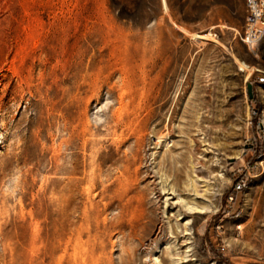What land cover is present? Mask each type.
<instances>
[{
  "label": "rangeland",
  "instance_id": "1",
  "mask_svg": "<svg viewBox=\"0 0 264 264\" xmlns=\"http://www.w3.org/2000/svg\"><path fill=\"white\" fill-rule=\"evenodd\" d=\"M168 1L0 0V264H264V44Z\"/></svg>",
  "mask_w": 264,
  "mask_h": 264
},
{
  "label": "built area",
  "instance_id": "2",
  "mask_svg": "<svg viewBox=\"0 0 264 264\" xmlns=\"http://www.w3.org/2000/svg\"><path fill=\"white\" fill-rule=\"evenodd\" d=\"M242 42L250 50L264 44V0H245V22L243 26ZM257 84L261 89H256L252 102V124L255 127L254 144H264V73L258 75ZM263 87V88H262ZM249 186V179L245 176L237 177L233 189L227 195L229 203L236 200L238 194L245 191Z\"/></svg>",
  "mask_w": 264,
  "mask_h": 264
},
{
  "label": "bare ground",
  "instance_id": "3",
  "mask_svg": "<svg viewBox=\"0 0 264 264\" xmlns=\"http://www.w3.org/2000/svg\"><path fill=\"white\" fill-rule=\"evenodd\" d=\"M239 36H240V39L242 40V34L240 33L239 34ZM221 176H223V175H221ZM222 178V177H221ZM190 207V206H189ZM199 209H200V207H199ZM198 208L197 209H194V207H190V210L191 211H195V213H205V209H201V210H199ZM188 235V234H187ZM187 253H189V251L187 252ZM186 259V258H185ZM184 259H177V261L179 262V263H177L176 262V264H181V261H183ZM156 264H164V262L163 261H160L158 258H156ZM173 264H175V263H173Z\"/></svg>",
  "mask_w": 264,
  "mask_h": 264
},
{
  "label": "water",
  "instance_id": "4",
  "mask_svg": "<svg viewBox=\"0 0 264 264\" xmlns=\"http://www.w3.org/2000/svg\"><path fill=\"white\" fill-rule=\"evenodd\" d=\"M248 93L250 95V98L254 97V85L252 83L248 84Z\"/></svg>",
  "mask_w": 264,
  "mask_h": 264
},
{
  "label": "crops",
  "instance_id": "5",
  "mask_svg": "<svg viewBox=\"0 0 264 264\" xmlns=\"http://www.w3.org/2000/svg\"><path fill=\"white\" fill-rule=\"evenodd\" d=\"M179 0H174V4H176ZM169 4V1L167 0V5ZM173 12L174 14H176L175 12V5L173 6ZM177 15V14H176Z\"/></svg>",
  "mask_w": 264,
  "mask_h": 264
}]
</instances>
